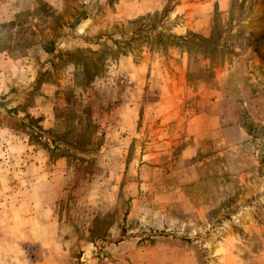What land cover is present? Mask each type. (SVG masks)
Instances as JSON below:
<instances>
[{
    "label": "rangeland",
    "instance_id": "1",
    "mask_svg": "<svg viewBox=\"0 0 264 264\" xmlns=\"http://www.w3.org/2000/svg\"><path fill=\"white\" fill-rule=\"evenodd\" d=\"M0 264H264V0H0Z\"/></svg>",
    "mask_w": 264,
    "mask_h": 264
},
{
    "label": "crops",
    "instance_id": "2",
    "mask_svg": "<svg viewBox=\"0 0 264 264\" xmlns=\"http://www.w3.org/2000/svg\"><path fill=\"white\" fill-rule=\"evenodd\" d=\"M11 4H8L7 6H10Z\"/></svg>",
    "mask_w": 264,
    "mask_h": 264
},
{
    "label": "trees",
    "instance_id": "3",
    "mask_svg": "<svg viewBox=\"0 0 264 264\" xmlns=\"http://www.w3.org/2000/svg\"><path fill=\"white\" fill-rule=\"evenodd\" d=\"M177 39H179V38H177Z\"/></svg>",
    "mask_w": 264,
    "mask_h": 264
}]
</instances>
